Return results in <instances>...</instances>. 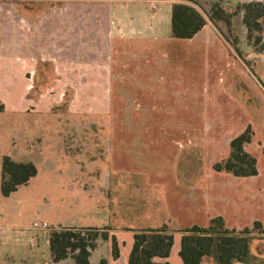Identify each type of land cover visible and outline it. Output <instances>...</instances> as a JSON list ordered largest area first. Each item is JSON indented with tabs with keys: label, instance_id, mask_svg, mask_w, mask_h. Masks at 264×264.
<instances>
[{
	"label": "rangeland",
	"instance_id": "rangeland-1",
	"mask_svg": "<svg viewBox=\"0 0 264 264\" xmlns=\"http://www.w3.org/2000/svg\"><path fill=\"white\" fill-rule=\"evenodd\" d=\"M222 3L197 1L207 25L203 37L212 43H182L176 50L158 43H109L105 28L114 20L84 1L0 0V43L8 37L11 50L10 63L0 62V154L16 151L37 169L7 201L19 206L14 227L33 235L43 223L105 227L131 237L155 223L139 215V203L147 205L159 194L152 186L161 185L170 214L163 226L179 232L207 227L198 212L219 213L226 229L253 230L249 262L236 264H264V24L249 34L237 17L244 15L243 5L224 11L228 19L234 15L228 25L210 20ZM215 33L223 43L215 44ZM36 55L45 62H31ZM231 77L235 96L225 91ZM122 87L130 93L119 99ZM233 97L245 99L254 118ZM131 101L138 111L127 109ZM137 118L150 125L119 123ZM217 119L246 123L250 130L247 151L258 176L247 188L239 183L250 194H230L223 186L227 180L212 168L227 142L246 130L215 125ZM122 186L127 189L118 190ZM173 237L170 264H182L180 234Z\"/></svg>",
	"mask_w": 264,
	"mask_h": 264
},
{
	"label": "trees",
	"instance_id": "trees-1",
	"mask_svg": "<svg viewBox=\"0 0 264 264\" xmlns=\"http://www.w3.org/2000/svg\"><path fill=\"white\" fill-rule=\"evenodd\" d=\"M171 6V38L177 40L193 39L206 25L205 19L197 9L198 0H172ZM244 15L242 22L250 32H260L264 24V5L250 2L242 6ZM222 8L215 7L210 20H218L229 24L230 19ZM257 39L255 41L258 42ZM249 128L234 137L229 144L227 159L213 165L215 172H224L234 177L257 176L255 159L245 152L244 145L250 143ZM264 154V152H263ZM37 175V169L31 162H15L4 156L1 162L0 191L8 197L19 187L26 185ZM260 227L258 222L254 228ZM103 228H68L58 227L49 234V251L52 262L57 263L71 258L74 264H90V253L96 248L100 238L110 240V252L113 260L120 255L119 245L109 232ZM253 230H228L220 217L209 221L207 227L193 226L188 230L174 231L166 226L158 229H143L133 233V244L128 255L127 264H170L169 258L173 246L174 233L180 234L178 257L182 264H202L204 259H211L216 264H235L249 262V239ZM98 264H108L101 259Z\"/></svg>",
	"mask_w": 264,
	"mask_h": 264
},
{
	"label": "crops",
	"instance_id": "crops-1",
	"mask_svg": "<svg viewBox=\"0 0 264 264\" xmlns=\"http://www.w3.org/2000/svg\"><path fill=\"white\" fill-rule=\"evenodd\" d=\"M70 1L72 2V0ZM79 1H84L89 4L97 5L96 6L97 9L101 11H105L111 17V19L114 20L115 22L114 25L111 22V20H109L110 24L107 25L106 28L104 27L106 30V40L109 43H112L113 41H118V42H122L123 44L130 42H136L135 44H137V42H139L142 43L143 46L147 45V47L151 44L158 43L160 45H164V46L166 45L167 47H171V48L175 47L176 50L180 45H182V43H186L188 45H194V46L196 45L198 47H203V48L207 47L208 43H212V41H209L208 39L203 37L207 25H205L203 29L193 39L177 40L171 38V22H170L171 6L173 3H175L172 0H88V1L79 0ZM249 1H253V0H223L221 6L224 11H227L234 5H244L247 4ZM256 1H259L264 5V0H256ZM237 17H240L239 19L240 21H242L243 13L240 12L239 16ZM30 30L32 29L29 26V32ZM7 39L5 40V42L3 41V44L0 43V48L2 47V49L0 50V52H2L0 62H4V64L6 62L10 63L9 60L11 58L10 45L8 44L10 42H7ZM239 39L240 42H242L241 36L239 37ZM219 40L222 41L215 33V44L218 43ZM36 57H30V61L45 62L44 57H40L38 55H36ZM21 62H23V60H21ZM8 69H10V66H8ZM102 75L106 76L107 74H102ZM130 75L132 80L138 79L136 74H130ZM231 80L232 77L229 79L225 91L229 95L235 96L237 94V88L235 87L234 83L231 82ZM128 89L129 88L122 87V89H120L121 91H118L117 94L121 96L119 99H123L126 93H130ZM242 92L243 91H240V94H243L245 96L246 91L243 93ZM233 98L234 99L232 101L234 102V105L238 104L241 110L244 111L249 118L251 117L254 118L252 115H250L249 110L246 107L248 103L245 102V99L243 98L237 99L236 97ZM139 108H140L139 105L136 104L135 102L133 103L131 101V103H128L127 109L138 111ZM123 109L125 108H122L121 110ZM146 121L147 120H142L137 118V119H131L129 121L121 120L119 121V123L122 126L144 127L150 125ZM229 124L232 126H244V128L247 127L246 123L243 125L242 124L239 125L233 122H225L224 124V122L219 119L215 121V125L218 126H223V125L228 126ZM239 134L241 133H238V135ZM232 139L233 138H231L227 142L228 145L227 151H225L224 156L220 158V161L227 159L229 155V144ZM250 144L251 143L244 145L243 149L245 150V152L251 155V153L247 151V147L250 146ZM4 156L6 155L0 154V182H1V162ZM7 157H10L13 161L18 163L21 162L33 163V161H31L28 156L25 155L21 156V154L19 153L17 154L16 151H14L13 154ZM215 174H217V177L219 178L221 177L222 179H224L225 182L227 180V184L223 186L225 187V190L227 189L230 194H234V193L239 194L240 192V194L245 195L246 193L248 194L251 193L250 191L246 192V190L243 189L244 187L247 188L245 186L246 182L251 179L255 180L256 177L258 176V171H257V176L245 177V178L234 177L224 172H215ZM32 179H30V181L26 185L19 187L15 192L11 193L8 197H4L0 191V264H74L71 258H67L57 263L52 262L51 254L49 251L50 232L58 227L95 228L98 230H102L105 227L96 228V227H82L78 225H68V226H57L55 228H49L45 223H43L46 225V229L39 230V233L34 235L31 234L30 232L26 233L25 231L19 230L17 227H14V223L19 219V208H18L19 206L17 205V203H15L12 207H10L8 206L7 201L13 200L12 196L19 193V191L22 188L26 187L31 182ZM239 183H241L243 188L239 185ZM216 184L217 183H215L214 185ZM141 187H144V185ZM125 189L127 188L123 189L122 186L118 190H125ZM151 189L153 193H155V191H158L159 194L155 193L152 196V198L147 201L148 202L147 205L141 202L139 203L142 205L139 211L140 213L139 215L140 216L145 215V217L147 218L150 216L149 218L152 220L154 218L156 224L153 222L154 224H150L148 225V227H144V229L161 228V226L163 227L165 222H168L170 220L169 219L170 214L167 211V206H166V203L168 201L166 202L165 199L167 198L168 194L166 195L165 189L161 185H153ZM167 189H170V187L167 186ZM189 190L192 193L194 191V189H189ZM213 190L215 191V186ZM187 195H188V189L185 197H187ZM203 196L204 199L209 198L207 197V195L203 194ZM192 197L195 198L198 196L193 194ZM243 198L245 197L243 196ZM215 201L221 203L224 201V198L219 197V195H215ZM197 216H199L200 218L203 217L202 220L203 222H209L211 219L215 218V216L220 217L221 215L219 213H217V215L215 214L210 215L207 212L203 213V210H201L200 212H198ZM112 235L115 237L117 243L119 244V251H120L119 258L117 260L112 259L110 252V240L104 241L99 238L96 241V248L90 253V257H89L90 264H98V262L101 259L107 260L108 264H127L128 255L133 244V234L130 237L127 233L123 231H116L115 229H112V231L109 232V237ZM174 239L175 238H173V246H174ZM39 244L43 245V249L38 246ZM172 248L170 251L169 258L167 259L169 263H171ZM178 250L179 247L177 249V253Z\"/></svg>",
	"mask_w": 264,
	"mask_h": 264
},
{
	"label": "built area",
	"instance_id": "built-area-1",
	"mask_svg": "<svg viewBox=\"0 0 264 264\" xmlns=\"http://www.w3.org/2000/svg\"><path fill=\"white\" fill-rule=\"evenodd\" d=\"M33 228H38V226L36 224L33 225ZM40 229H46V225L45 224H42L40 226Z\"/></svg>",
	"mask_w": 264,
	"mask_h": 264
}]
</instances>
